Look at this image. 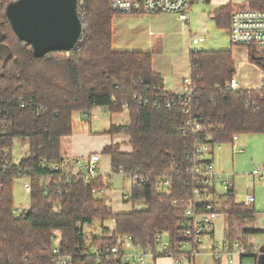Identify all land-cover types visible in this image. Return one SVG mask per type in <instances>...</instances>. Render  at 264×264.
Wrapping results in <instances>:
<instances>
[{
  "label": "trees",
  "instance_id": "obj_1",
  "mask_svg": "<svg viewBox=\"0 0 264 264\" xmlns=\"http://www.w3.org/2000/svg\"><path fill=\"white\" fill-rule=\"evenodd\" d=\"M10 1L0 0V264H55V232L61 235L59 254L69 257L66 264H128L121 254L99 250L116 245L119 237L146 245L164 233L169 249L184 256L178 245L184 240L179 221L185 207L182 202L173 205V200L182 197L185 177L171 168L184 163L192 145L187 121L201 119L209 127L203 136L212 145L231 143L233 134L264 133V86L227 89L235 66L231 50H193L189 76L195 89L191 114H185L182 102L166 105L174 92L164 90L163 78L153 71L152 52L113 48L112 21L119 14L109 0H79L83 42L41 57L18 40L6 19L4 8ZM248 7L264 9V0H248ZM232 12L230 3L213 11L216 27L228 31ZM248 50L250 61L264 69V53L254 46ZM124 104L127 120L110 123L104 133L127 136L130 150L122 151L119 143L103 147L102 153L110 157L108 176L119 171L151 177L168 173L171 187L165 196L153 184L138 185L131 202L144 207L113 212L82 178L68 182L47 164L61 161L62 141L75 131L74 112L101 107L115 114L124 111ZM17 139L27 143V152L19 158L14 151ZM25 175L31 182L29 207L15 214L13 181ZM102 181L100 176L94 184ZM234 198L232 188L218 196L213 208L227 217V238L248 246L246 237L257 231L245 224L256 211L243 210ZM95 219L108 220L113 227L89 237L84 227Z\"/></svg>",
  "mask_w": 264,
  "mask_h": 264
},
{
  "label": "built area",
  "instance_id": "obj_2",
  "mask_svg": "<svg viewBox=\"0 0 264 264\" xmlns=\"http://www.w3.org/2000/svg\"><path fill=\"white\" fill-rule=\"evenodd\" d=\"M197 0H109L110 8L119 15L134 13H158L171 12L184 23L188 22L187 13ZM77 3H80L77 0ZM76 3V4H77ZM228 36L230 42L236 46L250 47L254 46L264 53V9H252L249 7L234 9L230 16L228 28ZM204 41V36H194L192 38L193 45H198ZM83 42V36L79 40V44ZM226 88L230 90L237 89V81L232 75L231 79L226 83ZM195 85L192 83L190 76L184 77L182 81L181 91L174 92L172 99L166 102L167 106L183 103V112H189V105L192 100ZM140 102V101H139ZM124 108L128 105L124 104ZM107 111V109H104ZM104 111V112H105ZM197 114V113H196ZM95 117L96 115L90 114ZM188 127L193 133L192 145L185 154L184 163L173 166L171 171L184 176V190L180 199H174L173 205L182 202L185 209L179 221V226L184 238L178 245L179 251L184 256H177L169 249V240L167 233L160 234L155 237L154 243L140 245L134 244L129 236L119 237L117 244L114 246H106L100 253L104 254H121L122 260L128 264H148L158 256L169 257L173 264H181L182 258L187 256L192 258L201 252L204 242L212 243L211 253L216 260L222 252L229 253L231 247H235L237 251L244 257L251 253L240 241L220 243L213 240L209 227L214 218L218 214L214 211L213 204L219 201L218 196L233 188V180L231 173L217 171L213 167L212 150L214 147H220V144L212 145L210 138L204 137L209 127L204 124L201 119L196 117L187 121ZM179 133H184V129H179ZM238 134L232 135L233 148L236 147ZM101 160L99 152H91L84 157H75L71 155H62L60 162L47 164L53 171H58L65 176L69 182L71 177L82 178L85 186H88L91 193L96 197H103L110 185L109 177H104L100 171L98 163ZM45 161V160H44ZM253 174H260L258 168L253 169ZM113 175V174H111ZM130 181V186L122 193V200L131 202L132 190L138 185H151L162 195L170 194L171 176L163 173L155 177L143 174H125L119 171L117 174ZM102 176V185L94 184L96 178ZM108 176V175H107ZM22 188L26 192L31 190L30 178L25 175L22 177ZM220 187L221 189H219ZM254 193L248 192L242 204L243 210L251 208L254 202ZM13 213L19 212L12 209ZM60 233L55 232L53 238L52 253L56 256L55 264H66L69 260L68 256H61L59 242ZM119 246L121 247L119 249ZM241 264L245 263L242 258Z\"/></svg>",
  "mask_w": 264,
  "mask_h": 264
},
{
  "label": "rangeland",
  "instance_id": "obj_3",
  "mask_svg": "<svg viewBox=\"0 0 264 264\" xmlns=\"http://www.w3.org/2000/svg\"><path fill=\"white\" fill-rule=\"evenodd\" d=\"M228 2L231 3L232 8L234 9L247 7V0H228ZM225 3H227V0H211L213 8ZM176 17L177 16L171 12L121 14L120 16L115 15L112 21L115 33L113 48L118 51H132L131 48L156 47V50H154L155 52H153L152 55L155 60L154 69L161 71L165 75V67H172L175 71H184V77H187L189 76L187 69L188 51L200 48H218L223 46L226 42L231 43L226 31L224 29L217 28L214 20H211L210 18V21L212 22L209 23L207 29H202L201 32L202 35H205V41L193 46L191 45L192 38L189 33V24H187V26L185 25L186 28L183 27L185 23L181 21L179 22ZM208 18L209 17H207L206 20L207 24ZM201 24H204V21ZM191 29L192 31H195L192 26ZM150 43H152V45L149 47L148 44ZM232 45L234 47L236 46L234 44ZM257 51L259 52L258 49ZM171 62L173 63L171 64ZM104 111L105 110L101 107H94L89 112H74L73 120L75 122V131L69 136V138L62 142V149L69 148V146L74 143L76 151L82 150L84 152H88V154L92 151L99 152L102 155L101 160L98 163L100 171L103 164L107 167L110 166L107 156L102 153V147L104 144L110 142L115 135L104 133V130L109 127L110 121L113 120V114H110L108 111ZM122 113L124 114L123 118L125 117V120H127L128 114L126 112V108H124L123 112L115 114ZM90 114H94L96 116L93 117ZM243 137L244 136H241L242 139H244ZM227 144L228 143H224L221 145L223 147H229ZM14 151L15 156L19 158L24 152H27V143L19 141L18 139L15 140ZM216 151L217 150H215V155ZM217 161L218 158L216 157L215 162L213 163L214 168H216V165L218 164ZM248 170L250 171V169ZM104 177H109L110 181V185L104 195V198L113 212L129 211L133 208L142 209L144 207L139 202L132 204V202L122 200L123 191L128 189L130 186V181L127 178L119 175L107 176L105 174ZM22 183V177L16 178L13 181V207L18 212L27 210L30 202V195L22 188ZM237 187L240 188L239 185H237ZM237 187L234 199L236 202H239L243 199V192ZM218 188L221 189L220 187ZM226 218L225 214L222 213L213 220L215 224L214 238L216 242H219V244L225 240L223 228L227 223ZM251 222L252 221L246 222V226H253L254 224ZM106 227L111 229L113 224L108 220L100 222L95 219L92 224L86 225L84 230L87 235L91 237L92 235L101 234ZM204 244L207 243L204 242ZM245 263L247 262L245 261Z\"/></svg>",
  "mask_w": 264,
  "mask_h": 264
},
{
  "label": "crops",
  "instance_id": "obj_4",
  "mask_svg": "<svg viewBox=\"0 0 264 264\" xmlns=\"http://www.w3.org/2000/svg\"><path fill=\"white\" fill-rule=\"evenodd\" d=\"M227 3H230V2H228L227 0ZM223 5L213 8V5H211V0H208V1L197 0L194 3H192L187 13V16L189 15L188 22H186L183 25V27H185V25L187 26V24H189L188 27H190L189 33H190L191 38H193L194 36H198V35L204 36V41H205V35L201 34L202 29L208 28L209 23L212 22L210 21V18L211 20H213L211 13ZM246 6L248 7V0L246 2ZM207 17H209L207 21L208 24L206 23ZM176 19L179 22L181 21L177 17ZM191 19H192L193 24L191 23ZM203 21H204V24H201ZM191 26L195 29V31H192ZM225 31L228 35V31L227 30ZM114 35L115 33H114V24H113L112 45L114 42ZM152 43L148 44L149 47L152 45ZM191 45H193L192 39H191ZM131 49L132 51H150L152 52V55H153V52H155L154 50H156V47L155 48L153 47L138 48L137 47V48H131ZM220 49H230L232 52V56L235 61L233 76L235 77L237 81V89L244 90V91H250V90L259 89L262 86H264V69H262L260 66L250 61L249 53H248L249 50L247 47H241V46L234 47L231 43L226 42L223 46H220L218 48L210 47L204 50H220ZM190 52L191 51H188V61H187L188 75H189V70H190V65H189ZM259 52H261V50H259ZM154 61H155L154 56H152V68H153V71L158 73L163 78V81H162L163 89L168 92L180 91L182 89V81L185 75L184 71L183 72L175 71L172 67H165V75H166L165 76L161 71L154 69V64H155ZM172 63L173 62H171V64ZM123 115H124L123 113L113 114L112 115L113 120L110 121V123H114V124L123 123V121H125V117L123 118ZM107 129L108 128H106V130ZM241 136H244L243 137L244 139H242ZM113 137L114 138L110 142L104 144L103 147L110 143H119L120 149L122 151L130 150V146L127 143V140H128L127 136L115 134ZM235 144H236L235 148H233L232 143L227 144L229 145V147L228 146L223 147L221 144H220V147H217V146L214 147L212 150V154H211L212 162L214 163L215 158L217 157L218 164L216 165V168L214 169L217 171H221V172L231 173L232 180H233L234 193H236L237 185L240 186V188L239 187L237 188H239L243 192V199L242 201H239L238 203L243 204L246 194L248 192L251 191L254 193L255 199L251 205V208L254 209V211H256L255 217L251 222L254 225L246 226L247 224L246 223L245 226L246 228H252L256 230L257 232L254 234H250L249 236L246 237L248 246L242 243L247 248L249 247L248 249L246 247L245 248L247 250L250 249L251 253L242 257V255L237 251L235 247H231V251L229 253L222 252L219 255V259L216 260L213 254L211 253L212 243H208V241L207 242L205 241V243L207 244H203V246L201 247V250H202L201 252L197 253L192 258H188L187 256L183 257L181 264H241L242 258H244V260L249 264H264V133L238 134ZM215 150H217L216 155H215ZM61 151H62V155H71L75 157H79V156L84 157L88 154V152H84L82 150L76 151V149L74 148V143H72L69 146V148L61 149ZM83 154H86V155H83ZM105 155L107 156V159L110 165V157L107 154ZM255 168H258L261 173L253 174L252 171ZM248 169H250V171ZM101 173L103 175L110 174L111 173L110 166L107 167V166H104L103 164L101 168ZM247 222H250V221H247ZM214 226L215 224L212 221L209 227V232L211 233L213 240L215 241ZM228 226H229V223L227 222L223 228V232L225 236L224 241L231 242L232 244V242H235V241H230L227 238L226 232H227ZM238 234H240V231H238ZM224 241L222 243H224ZM148 264H173V262L169 257L161 255V256L156 257L154 260H151V262H149Z\"/></svg>",
  "mask_w": 264,
  "mask_h": 264
},
{
  "label": "water",
  "instance_id": "obj_5",
  "mask_svg": "<svg viewBox=\"0 0 264 264\" xmlns=\"http://www.w3.org/2000/svg\"><path fill=\"white\" fill-rule=\"evenodd\" d=\"M77 0H12L4 13L18 40L30 46L35 57L50 51H69L82 36Z\"/></svg>",
  "mask_w": 264,
  "mask_h": 264
}]
</instances>
